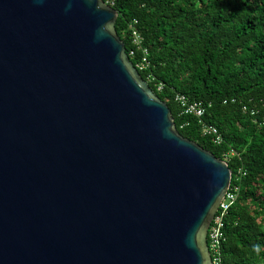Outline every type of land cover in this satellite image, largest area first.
Returning <instances> with one entry per match:
<instances>
[{
	"label": "water",
	"instance_id": "1",
	"mask_svg": "<svg viewBox=\"0 0 264 264\" xmlns=\"http://www.w3.org/2000/svg\"><path fill=\"white\" fill-rule=\"evenodd\" d=\"M116 19L0 0V264H211L231 172L178 134Z\"/></svg>",
	"mask_w": 264,
	"mask_h": 264
},
{
	"label": "trees",
	"instance_id": "2",
	"mask_svg": "<svg viewBox=\"0 0 264 264\" xmlns=\"http://www.w3.org/2000/svg\"><path fill=\"white\" fill-rule=\"evenodd\" d=\"M111 8L135 68L143 53L132 31L140 36L147 67L137 71L178 134L218 159L233 153L236 199L223 218L220 264H264V0H114ZM176 95L202 103V117L184 115ZM202 125L216 128L219 145Z\"/></svg>",
	"mask_w": 264,
	"mask_h": 264
},
{
	"label": "built area",
	"instance_id": "3",
	"mask_svg": "<svg viewBox=\"0 0 264 264\" xmlns=\"http://www.w3.org/2000/svg\"><path fill=\"white\" fill-rule=\"evenodd\" d=\"M114 0H105L104 3L108 5L109 7H112ZM135 23V21H134ZM133 23V24H134ZM132 43L139 49L142 50V58L141 61L137 63L136 70L142 71L147 67V50L143 49L141 47V38L140 36L133 30L132 31ZM132 54V53H130ZM161 88V86H158V90ZM175 101L178 103L179 107L181 108V111L184 115H192L196 118L202 117L204 113V108L202 103L200 102H189L184 96L182 95H176ZM243 111H246V108L243 107ZM201 131L203 135L206 136H212L213 142L215 145H219L222 141L220 134L216 130V128L208 126V125H202ZM233 153H230L229 155H224V158L222 161L227 163L230 155ZM241 176H244V172L242 170L237 171V175L235 177L236 180H238ZM236 187L228 188L226 191L224 197L220 201L217 211L215 212L210 225L208 227L207 231V243H208V251L211 257V264H220L219 259V246L221 242H223V218L226 212L228 211L229 207L233 204V202L236 199Z\"/></svg>",
	"mask_w": 264,
	"mask_h": 264
},
{
	"label": "clouds",
	"instance_id": "4",
	"mask_svg": "<svg viewBox=\"0 0 264 264\" xmlns=\"http://www.w3.org/2000/svg\"><path fill=\"white\" fill-rule=\"evenodd\" d=\"M68 7H70V4L68 5ZM66 10H67V7H66ZM259 246L258 245H254V248H258Z\"/></svg>",
	"mask_w": 264,
	"mask_h": 264
},
{
	"label": "bare ground",
	"instance_id": "5",
	"mask_svg": "<svg viewBox=\"0 0 264 264\" xmlns=\"http://www.w3.org/2000/svg\"><path fill=\"white\" fill-rule=\"evenodd\" d=\"M207 246H208V243H207ZM210 255V254H209ZM211 258V257H210Z\"/></svg>",
	"mask_w": 264,
	"mask_h": 264
}]
</instances>
